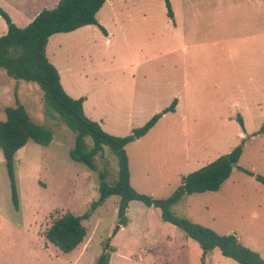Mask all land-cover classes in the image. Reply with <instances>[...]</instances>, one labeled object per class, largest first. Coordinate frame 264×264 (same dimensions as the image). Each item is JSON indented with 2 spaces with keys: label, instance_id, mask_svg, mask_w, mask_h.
<instances>
[{
  "label": "rangeland",
  "instance_id": "rangeland-1",
  "mask_svg": "<svg viewBox=\"0 0 264 264\" xmlns=\"http://www.w3.org/2000/svg\"><path fill=\"white\" fill-rule=\"evenodd\" d=\"M23 1L37 8L38 0L0 5L14 15ZM128 1L107 0L97 12L107 33L90 24L48 39L46 55L64 90L73 98L86 96L85 115L116 136L142 126L177 98L174 112L126 145L132 187L153 198L169 196L183 175L241 145L236 166L217 191L185 195L172 209L219 234L235 233L264 258V186L239 168L264 176V21L239 20L233 0L186 9L187 0H172L173 21L164 0ZM4 29L0 16V35ZM16 97L51 130L52 140L43 146L29 139L15 152L17 209L0 150V264H96L104 251L109 264H201L199 244L139 200L129 202L127 223L113 235L119 196L90 205L99 195L98 170H107L108 182L116 178L114 156L105 148L95 158L97 170L72 160L75 133L46 110L39 86L0 68V120ZM65 211L89 215L82 220L85 238L69 253L43 236ZM204 264L238 263L214 248Z\"/></svg>",
  "mask_w": 264,
  "mask_h": 264
},
{
  "label": "trees",
  "instance_id": "trees-1",
  "mask_svg": "<svg viewBox=\"0 0 264 264\" xmlns=\"http://www.w3.org/2000/svg\"><path fill=\"white\" fill-rule=\"evenodd\" d=\"M105 1L58 0L53 8L39 11L24 27L17 26L0 6V16L7 27L5 33L0 35V68L8 77L16 81L33 82L39 86L43 92V104L46 110L55 112L60 121L75 133L74 145L69 150L72 160L83 163L91 170H97L95 158L97 155H102L105 148L114 156L117 165L116 178L108 182L107 170H98L99 195L90 205L94 209L104 204L111 195L119 196L118 221L112 229L113 235L120 226L127 223L126 212L129 202L139 200L147 206L157 207L163 221L175 225L199 244L202 251L201 264L205 263L208 254L214 248H218L223 256L233 259L238 264H264V258L242 244L235 233L219 234L186 217L175 215L172 209L185 195L217 191L236 166L242 152L241 145L199 169L183 175L179 185L169 196L153 198L132 187L126 145L147 134L163 114L174 112L177 99L174 98L168 107L154 114L142 126L132 128L129 134L116 136L103 130L97 121L85 115L83 109L85 96L73 98L64 90L59 72L46 55L48 39L53 34L71 32L90 24L98 25L100 30L106 33L96 18ZM164 3L167 16L172 18L170 1L164 0ZM3 111L5 119L0 120V150L10 181L11 201L13 207L17 209L18 195L13 156L29 139L43 146L48 145L52 140V133L43 124L32 119L17 97L14 104L5 106ZM238 121L243 125L240 117ZM87 136L91 140V145L86 142ZM239 168L253 175L264 186L263 175H254L247 169ZM88 216V213L75 215L65 211L52 218L51 224L43 231V236L63 253H69L85 238L87 230L82 220ZM109 259V253L104 251L98 256L96 264H109Z\"/></svg>",
  "mask_w": 264,
  "mask_h": 264
},
{
  "label": "crops",
  "instance_id": "crops-1",
  "mask_svg": "<svg viewBox=\"0 0 264 264\" xmlns=\"http://www.w3.org/2000/svg\"><path fill=\"white\" fill-rule=\"evenodd\" d=\"M169 1L172 2V0H169ZM57 2H58V0H38V3H36L37 4V8L34 9V10H32V9H30V6L28 5V3L26 1H23V2H21L19 4H17V6H18V12H16L13 15L11 12L7 11V14L10 16L11 20L17 26L24 27L29 22H31V20L35 17V15L39 11H41L44 8H47V9L53 8L57 4ZM131 2H133V1L132 0L131 1H128L125 4H131ZM171 2H170V5H171ZM195 2L196 3L193 4V2H191L190 0H187V4H184L182 2V5H183L184 9H186V6H188V7H193V6H198V7L203 6V7H206V6L210 5V4H215L217 2L219 3L221 1L211 2L210 0H196ZM233 2H234L233 4H235L236 14L238 16H240L238 18L239 20L244 19L246 21H251V22L255 21V22H258L259 19H262V21H264V0H233ZM0 6H2V5H0ZM171 9H172V6H171ZM218 12H219V10H218ZM172 13H173V17L170 18V19L173 21L174 14H175V8H173ZM6 29H7V27H6ZM5 31H6L5 29L4 30H1V33H5ZM106 33H107V31H106ZM86 100H87V98H85L83 104L86 102ZM177 103H178V100H177ZM175 110H176V108H175ZM100 124H101V122H100ZM144 136H142V137H144ZM138 140H140V138L137 139V140H135V141H133V142H136Z\"/></svg>",
  "mask_w": 264,
  "mask_h": 264
}]
</instances>
